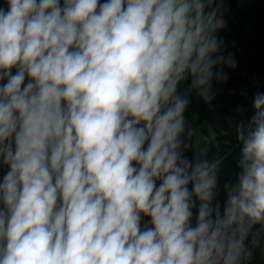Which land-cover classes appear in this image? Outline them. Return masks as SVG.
Listing matches in <instances>:
<instances>
[{"label":"clouds","instance_id":"9594fccd","mask_svg":"<svg viewBox=\"0 0 264 264\" xmlns=\"http://www.w3.org/2000/svg\"><path fill=\"white\" fill-rule=\"evenodd\" d=\"M7 3L0 264H246L245 241L264 235V94L236 127L241 171L223 214L211 206L221 159L207 143L193 161L182 154L178 85L191 77L209 102L220 77L213 0ZM142 215L152 227L141 230Z\"/></svg>","mask_w":264,"mask_h":264},{"label":"trees","instance_id":"16d2710c","mask_svg":"<svg viewBox=\"0 0 264 264\" xmlns=\"http://www.w3.org/2000/svg\"><path fill=\"white\" fill-rule=\"evenodd\" d=\"M60 2L63 6V0ZM105 2L107 0H100L101 4ZM212 6L218 8V15L224 21V27L215 33L219 42L216 56L223 57V60L213 68V72L220 73V77H213L212 99L205 102L190 90L191 77L178 85L177 92L189 100L185 120L202 135L198 141H193L190 136L188 144L187 139L181 137L187 144V148L182 149L183 156L193 161L197 145L207 143L208 158L221 159L211 206H219L223 214L228 198L226 186L235 184L241 171L238 161L242 145L237 140L236 127L240 124L247 126L254 114L255 95L264 94V0H213ZM8 8L7 0H0V9L7 11ZM229 58L234 60V66L227 63ZM15 71L13 69V74ZM4 83L6 80H0V86ZM159 183L158 180L157 187ZM193 199L195 205L190 220L196 225L199 201L195 196ZM145 227H152L151 219L142 215L141 230ZM259 227L255 226L252 233L258 232ZM252 239L253 235L250 234L245 241V247L252 251V257L246 264H264V235L260 237V245L255 248L252 247Z\"/></svg>","mask_w":264,"mask_h":264},{"label":"rangeland","instance_id":"374dc122","mask_svg":"<svg viewBox=\"0 0 264 264\" xmlns=\"http://www.w3.org/2000/svg\"><path fill=\"white\" fill-rule=\"evenodd\" d=\"M190 133V135H188ZM193 141H198L201 139V133L197 128L192 127L189 122L186 121V130H185V134L183 135V137L185 138V140L187 139V144H188V138H190ZM9 171V168L7 166H5L2 162V159H0V182L3 181L4 176L6 175V173ZM0 207H2V205H0ZM190 225L195 227V225L192 223V221L190 220Z\"/></svg>","mask_w":264,"mask_h":264}]
</instances>
